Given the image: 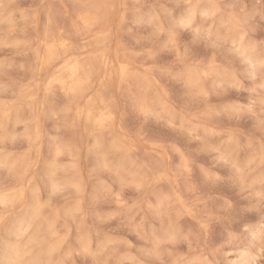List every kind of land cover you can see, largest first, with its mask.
<instances>
[{
	"label": "clouds",
	"instance_id": "clouds-1",
	"mask_svg": "<svg viewBox=\"0 0 264 264\" xmlns=\"http://www.w3.org/2000/svg\"><path fill=\"white\" fill-rule=\"evenodd\" d=\"M0 264H264V0H0Z\"/></svg>",
	"mask_w": 264,
	"mask_h": 264
}]
</instances>
